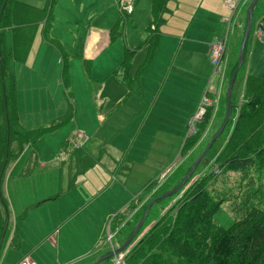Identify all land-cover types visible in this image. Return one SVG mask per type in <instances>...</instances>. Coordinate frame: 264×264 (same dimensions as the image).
Masks as SVG:
<instances>
[{"label": "rangeland", "instance_id": "rangeland-1", "mask_svg": "<svg viewBox=\"0 0 264 264\" xmlns=\"http://www.w3.org/2000/svg\"><path fill=\"white\" fill-rule=\"evenodd\" d=\"M150 1L131 0L133 13L130 16L129 14L122 15L120 13L116 0H61L59 9L72 8L78 16L77 21L83 20L82 24L73 31H66L60 26L55 27L53 23V28L49 34V43L62 50L65 59L64 64L68 68L67 78H62L63 67L61 66L54 78L46 80L45 85L39 83L32 85L27 76H23L22 79L17 77L20 81L18 92L20 93V111L35 110L41 112L42 110H48V104L41 101V94L50 92L57 99L61 96H67L69 99L74 100L77 112L74 119L69 121L68 124L42 137L36 145L26 152L27 156H30L32 151L38 152L44 158L50 156V152L54 156L60 150H64L69 146L65 139H62L61 133L69 131L74 123H93L94 127H100V129L97 134L89 137V140L91 138L90 141L87 140L86 142L89 141L94 144L101 141L106 146L105 148L100 147L101 152H123L127 161L131 162L132 171L129 176L119 172L117 175L122 181L110 178L109 182L108 179L103 185L104 190L96 194L91 202L96 215L106 219L103 226L104 232H108L109 228H111V232L116 231V235L112 240L115 242L119 239L122 241L125 235L126 237L131 235L146 208V206L142 207V204L148 205L153 198L171 190V188H168L164 191L158 189L145 191L146 185L157 177L162 178L160 182L163 186L162 190L168 185L180 182L193 163L205 151L212 137L218 133L225 123L227 117L226 90L237 65V59L235 58L240 49V37H243L246 27V12L252 0L243 9L244 23L241 26V31L234 36V26L232 27L228 51L224 59V68L220 75H216V67L211 63V71L212 74H215V78H212L213 82L211 81L210 85L220 82L221 90H219L220 94L217 101L210 107L206 106V113L197 124L192 121L200 106L195 107L193 103L190 104L193 99L187 103L186 100L181 102L177 99L182 97L180 93L175 96L174 91L184 90L192 91L191 97L194 98L198 91L197 88L195 89L186 81H194L195 77H189L180 65H173V75L177 78L170 80L171 93L174 92L170 96L163 94L156 96L155 93L151 97V90L146 89L145 86H140L142 77L146 78V76H143L145 70L149 67V60L145 61L144 57L147 48L141 50L139 46L145 42L147 29L153 21ZM177 2L184 4L183 0H171L169 8H173ZM258 2V5L255 6L256 10L254 8L255 11L253 12V27L258 22L259 15L264 12V0ZM223 3V11L227 9L229 12L228 17H230V9L226 6L224 0ZM123 16H126L129 21L127 22ZM209 30L212 29L206 27L202 32H205L208 37L209 32H211ZM250 34L252 35V32ZM251 35L247 43L244 64L239 71L233 89V104L235 107L232 108L230 123L226 125L223 133L214 142L184 188L179 193L160 200L152 207L140 232L133 239L129 250L123 252V255H128L130 250L150 233L155 223L160 222L166 213L175 215L180 201L190 197L189 194L198 185L211 183L216 177L215 173L218 174L225 170L227 162L223 158L229 157L230 153L229 151L224 152V150L233 133L241 111V105L244 102L242 98L244 92L243 81L248 75H261L264 72V40ZM126 48L136 50V52L133 54L130 82L129 84H122L121 73H116V70L121 66ZM83 49L82 56L80 53ZM88 58L91 59V64L85 61ZM89 65H91L90 68ZM161 66H163V63H161ZM116 77L121 83L116 80ZM151 78H157V69L151 73ZM162 82L164 83V80ZM165 82L169 83V81ZM157 86H159L158 82ZM210 93L212 94V92ZM155 98H157V101L152 106ZM202 100L203 95L201 102ZM99 109H108L107 115L101 118L97 115ZM42 117L39 116L38 118ZM186 136L193 137L192 142H194V145L187 152L182 153ZM82 147H79L78 150H81ZM118 161L120 162V160ZM29 162V157H25V160L21 163L26 165ZM15 163L9 167L11 168ZM115 167L114 164L113 168ZM19 168H21V165ZM19 168L18 171H20ZM98 168L105 170L103 166H98ZM235 169H238L241 175L239 182L241 197L239 200L232 202V204L229 203V205L221 206L218 204L211 213L208 212L205 203L202 206V211L209 213L214 221L223 227L243 216L246 209L251 206L261 207L264 210V165L257 163L255 167L244 165ZM243 183L245 185L242 186ZM159 192L162 193L159 194ZM132 194L136 195L130 201ZM197 195L193 193L191 199ZM127 202L130 203H128L130 206L119 212V209ZM115 214L114 218L110 217ZM115 218L116 220H114ZM110 219L113 220L110 221ZM177 221L175 220L173 225H176ZM119 229L120 232L117 234ZM200 237L193 230L187 234L186 241L191 245L198 244L201 247L202 239ZM178 251L182 254L168 248L166 249V255L169 259L178 257L181 261L186 262L185 264L205 263V261L199 260V258H204L207 255L205 251L200 255L196 253L192 256L186 254V251L180 248H178ZM117 257L113 258L116 259ZM124 264L127 263L124 262Z\"/></svg>", "mask_w": 264, "mask_h": 264}, {"label": "crops", "instance_id": "crops-1", "mask_svg": "<svg viewBox=\"0 0 264 264\" xmlns=\"http://www.w3.org/2000/svg\"><path fill=\"white\" fill-rule=\"evenodd\" d=\"M17 1L30 6L32 11H29L27 15L36 19L41 16L37 10L44 9L48 0ZM60 1L54 0L53 21L49 29L46 19L38 21L37 24L31 21L33 22L31 25L35 26V34L26 61L11 60L8 63L11 73L15 75L17 80L16 110L19 113L22 127L27 130L42 127L64 115L70 101L75 106L74 100L67 96H61L57 99L55 95L47 92L41 94V101L48 104V110L41 112L35 110L20 111V93H18L20 81L17 77L22 79L23 76H27L32 85L37 83L45 85L47 79L54 78L60 66L63 67L62 78L65 79L68 76V68L64 75V66L67 67V65L64 64L65 59L62 50L49 43V34L53 28V23L55 27L60 26L66 31H73L82 24L83 20L77 21L78 16L72 8L59 9ZM170 1L162 15L163 20L154 23L151 29H149L150 26L148 27L146 40L139 46L141 50L147 48V53L144 55L145 61L150 57V60L148 59L149 67L143 75L146 78L142 77L140 86H145L146 89L151 90V97L155 93L156 96L162 94L170 96L174 92L175 96H178L180 93L182 97L177 98L178 100L181 102L186 100L187 103L193 99L190 104L193 103V106L198 105L199 107L202 95L204 97L207 94L209 85L215 78V74H212L211 71L212 62L209 56V45L226 36L229 46L232 27L234 26V36L241 31V26L244 23L243 9L250 0L242 4L235 13L229 10L231 11L230 17H228V10L223 11L222 9L223 0H183L184 4L177 2L173 8H169ZM151 4L152 0L150 1V8ZM132 13L129 15L131 16ZM263 13L259 15L258 22L252 27V35L250 34L255 38H260V40L262 39L258 33V28L259 22L264 16ZM121 14L125 15L124 13ZM123 17L126 19V16ZM206 27L212 29L209 30L211 32H209L208 37L205 32H202ZM46 28L49 30L47 35L45 33ZM151 35L153 38L150 37ZM240 38L242 41L243 37ZM11 43L12 34L7 32L6 44L10 47ZM152 46H154L153 50ZM83 53L84 49L80 54L83 56ZM238 53L235 59L238 58ZM85 61L91 64V59L88 58ZM176 64L180 65L189 77H195L194 81L186 80L195 89H198L194 98L191 97L192 91L178 90L171 93L170 80L177 78L173 75V65ZM155 65L157 66L155 67ZM154 67L157 69L156 79L151 78V73L156 71ZM248 76L243 81L244 86ZM130 78V73L122 76V84H129ZM116 80L120 82L117 77ZM165 81H169V83ZM157 82L159 86H157ZM213 85L210 86L217 90L216 93L211 94L209 92L208 94L211 97L215 96L214 99H218L221 83ZM157 98L153 100L152 106ZM107 113L108 109H99L97 115L103 118ZM39 116L43 117L38 118ZM35 118L38 119L34 120ZM79 129L91 137L98 133L100 127H94L93 123H74L69 131L61 133L62 139H65L70 146L75 131H79ZM89 141L83 142L81 150H69V146L66 149L63 148L66 150L63 155H61L63 150L54 156L50 152V156L45 158L36 151H32L30 156L23 153L18 161L7 169L3 193L8 204L9 218L8 229L0 251V264H19L26 257L34 260L36 264H94L100 258L118 249L126 241L128 237L125 235L122 241L119 239L116 242H107L108 232L105 233L103 230L106 219L96 215L91 202L96 194L104 190L103 185L108 179L109 182L110 178L122 181L117 175L119 172L129 176L132 171V164L127 161L123 152H101L100 147L105 148V143L97 141L92 144ZM25 157H29L30 161L26 165L21 163ZM114 164L116 165L115 168H113ZM20 165L21 168H19ZM98 166H103L105 170L103 171ZM135 195L132 194L130 201ZM129 202L122 206L119 212L123 208H128ZM116 214L110 217L114 218ZM112 220L110 219V221ZM108 231L110 232L111 228ZM117 232L119 234L120 229ZM15 234H18L20 238L18 248L12 246V239ZM104 264H117V258H112Z\"/></svg>", "mask_w": 264, "mask_h": 264}, {"label": "trees", "instance_id": "trees-1", "mask_svg": "<svg viewBox=\"0 0 264 264\" xmlns=\"http://www.w3.org/2000/svg\"><path fill=\"white\" fill-rule=\"evenodd\" d=\"M168 2L169 0H152L153 23L150 24L149 29L157 21L163 20L162 15L167 9ZM53 6L54 0H48L44 9L37 10L41 15L40 18L32 19L27 15L29 11H32L30 6L17 0H0V251L8 229L9 209L3 193L8 167L18 161L22 154L28 152L44 135L58 130L75 117V106L70 101L64 115L42 127L27 130L20 123L15 105L17 80L11 73L8 63L11 60L26 61L35 34V26L31 25L33 24L31 21L37 24L38 21L46 19L49 29L53 21ZM259 24L264 33V16ZM47 28L46 35L49 34ZM7 32L12 34L10 47L6 44ZM150 37L153 38L152 35ZM153 49L154 46H152ZM135 52L136 50L125 49L124 59L116 73H121L122 76L129 75ZM148 59L150 60V57ZM236 63L238 65V58ZM66 73L67 67L64 66V75ZM242 98L244 102L241 105L240 114L224 150L230 153L229 157L223 158L227 162L225 170L218 174L215 173L214 181L208 184L204 181L205 184L198 185L189 194L190 197L182 199L176 216L166 213L160 222L155 223L150 233L126 255L125 263L185 264L186 262L178 257L169 259L166 255L168 248L182 254L178 251L180 248L190 256L207 252L204 258H199L205 261L204 264H264V210L261 207L247 208L243 216L224 227L218 225L209 215L216 205H229L241 197V186L239 185L241 175L238 169H235L236 167L240 168L244 165L255 167L257 163L264 165V73L260 76L249 75L247 77ZM233 101L232 93L231 102L235 107ZM192 139V136L186 137L182 153L193 147ZM161 181V177L152 179L146 185L145 191L172 189L182 180L174 185L166 186L163 190ZM193 193L198 195L191 199ZM204 203L209 213L202 211ZM145 206L147 205L142 204V207ZM175 220L178 221L176 225H173ZM193 230L201 236V247L198 244L191 245L186 241L187 234ZM12 246L14 248L20 246L18 234L13 237Z\"/></svg>", "mask_w": 264, "mask_h": 264}, {"label": "water", "instance_id": "water-1", "mask_svg": "<svg viewBox=\"0 0 264 264\" xmlns=\"http://www.w3.org/2000/svg\"><path fill=\"white\" fill-rule=\"evenodd\" d=\"M259 0H252L249 3L248 6V10H247V22H246V27H245V31H244V35L241 41V45H240V49H239V53H238V65L236 67V69L233 72L232 77L229 80V84L227 87V91H226V105H227V117H226V121L223 124V126L220 128V130L218 131V133H216L210 143L208 144L207 148L205 149V151L200 155V157L193 163V165L191 166L190 170L188 171V173L186 174V176L182 179L181 183L171 189L170 191H167L165 193H162L161 195L153 198L148 205L146 206L144 213L142 215V217L140 218L139 222L137 223L136 227L134 228L133 232L131 233V235L126 239V241L115 251L105 255L104 257L100 258L96 263L94 264H100L102 262H105L117 255L122 254L123 252H125L126 250H129V246L132 243L133 239L138 235V233L140 232V229L142 228V226L144 225L149 212L151 211L152 207L159 202L160 200L164 199V198H168L174 194H176L177 192L181 191L184 186L186 185V183L188 182V180L191 178V176L193 175V173L195 172V170L197 169V167L200 165V163L202 162V160L204 159V157L206 156V154L208 153V151L210 150V148L213 146L214 142L221 136V134L223 133L224 129L226 128V125L228 124V122L230 121L231 115H232V93H233V89H234V85L237 81V77L239 74V71L241 70L243 64H244V60H245V50H246V43L250 37V33L253 27V12H254V8L256 6V4L258 3Z\"/></svg>", "mask_w": 264, "mask_h": 264}, {"label": "built area", "instance_id": "built-area-1", "mask_svg": "<svg viewBox=\"0 0 264 264\" xmlns=\"http://www.w3.org/2000/svg\"><path fill=\"white\" fill-rule=\"evenodd\" d=\"M248 0H224L226 6L232 11V13H235L238 11V8L242 5L245 4ZM116 3L118 5V8L121 13L124 14H131L133 12V7L131 4V0H116ZM258 33L261 36V39L264 36V33L259 26L258 28ZM228 51V41L226 38H219L216 41L212 42L209 45V56L211 62L215 65L216 70L215 73L216 75H220L222 69L224 68V59ZM209 92L216 93V89H212L211 86L209 85ZM215 98V96H214ZM212 98L210 95L205 94L203 97V100L201 102V105L199 107L198 113L193 117V123H198L201 118L204 116L206 113V106H212L217 99ZM192 124V123H191ZM89 140V136L86 135L82 131H76L75 135L73 136V139L71 141L70 146L68 149H80L79 147H82V143L86 142ZM66 150H63L61 154H64ZM116 233L115 232H109L107 235V242L112 243V240L114 239ZM117 264L123 263L126 255L120 254L117 255ZM19 264H36L34 260H32L29 257L24 258Z\"/></svg>", "mask_w": 264, "mask_h": 264}]
</instances>
